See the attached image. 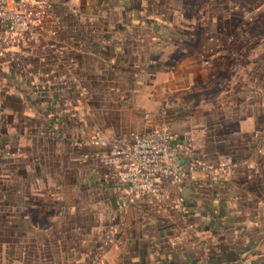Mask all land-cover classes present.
I'll return each instance as SVG.
<instances>
[{"label":"crops","instance_id":"obj_1","mask_svg":"<svg viewBox=\"0 0 264 264\" xmlns=\"http://www.w3.org/2000/svg\"><path fill=\"white\" fill-rule=\"evenodd\" d=\"M40 2L0 56V264H264V0L252 50L243 29L236 50L173 62L183 36L146 27L172 0ZM160 128L183 178L121 210L99 142ZM200 164L228 170L210 183Z\"/></svg>","mask_w":264,"mask_h":264},{"label":"built area","instance_id":"obj_2","mask_svg":"<svg viewBox=\"0 0 264 264\" xmlns=\"http://www.w3.org/2000/svg\"><path fill=\"white\" fill-rule=\"evenodd\" d=\"M42 13L40 0H0V22L5 25V34L0 36V56L11 37L36 26ZM99 146H108L110 151L95 157L98 164L118 170L116 180L124 190V198L119 203L121 210L133 205L140 196L155 195L161 181L178 185L183 178L178 166L182 148L165 129L134 136L124 146L114 138L100 141ZM227 170L226 164L198 166V172L210 183H217Z\"/></svg>","mask_w":264,"mask_h":264},{"label":"rangeland","instance_id":"obj_3","mask_svg":"<svg viewBox=\"0 0 264 264\" xmlns=\"http://www.w3.org/2000/svg\"><path fill=\"white\" fill-rule=\"evenodd\" d=\"M258 1L172 0L170 5L166 4L163 16L160 18L161 20L151 23L146 27L150 28L149 31L151 32L177 33L183 36V40L179 43L174 40L166 41V48H174L171 56H168L171 62L185 58L179 53V45L183 49L193 47L212 50L235 48L236 50L244 36L243 29L247 31V38H250L249 44L251 46L245 47L249 52L253 49L252 39L262 34L261 30H259V24H256L253 20L256 10L254 2L257 4ZM244 13H247L246 17ZM253 35L256 36L252 37ZM209 37H211V40H208ZM202 38L204 39L201 40ZM206 38L207 40H205ZM150 57L149 78L145 79L148 81V85L154 80V75L157 78L162 58L161 56H157V53ZM149 106L152 107V105Z\"/></svg>","mask_w":264,"mask_h":264}]
</instances>
